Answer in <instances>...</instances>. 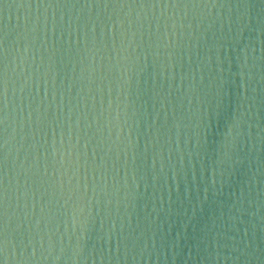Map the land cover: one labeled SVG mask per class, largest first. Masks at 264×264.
<instances>
[{
	"label": "water",
	"instance_id": "obj_1",
	"mask_svg": "<svg viewBox=\"0 0 264 264\" xmlns=\"http://www.w3.org/2000/svg\"><path fill=\"white\" fill-rule=\"evenodd\" d=\"M4 30L7 264H264L261 0H0Z\"/></svg>",
	"mask_w": 264,
	"mask_h": 264
},
{
	"label": "snow or ice",
	"instance_id": "obj_2",
	"mask_svg": "<svg viewBox=\"0 0 264 264\" xmlns=\"http://www.w3.org/2000/svg\"><path fill=\"white\" fill-rule=\"evenodd\" d=\"M33 5L31 3H21V7H32ZM52 6V5H49ZM62 7H77L76 4H65L60 5ZM82 7H96V4H85L81 5ZM101 7H111V4H101L99 5ZM118 7H156L157 5L152 4H138V5H120L117 4ZM171 6V5H169ZM177 7H180V4L176 5ZM183 7H199L201 5L199 4H184ZM214 6V5H213ZM261 6H264V0H261ZM39 7V5H37ZM0 45H2V54H3V61L4 66L2 70H0V264H7L8 260V224H7V204H8V187L6 183V177H7V148L9 144V136H8V119H9V99H8V93H9V78H8V68H7V54H8V48H7V31L4 30L3 37L0 39ZM27 195V189L26 193ZM35 253H33L34 255Z\"/></svg>",
	"mask_w": 264,
	"mask_h": 264
}]
</instances>
